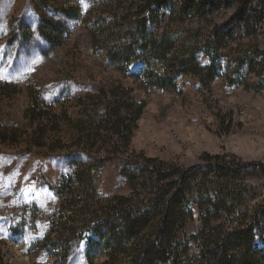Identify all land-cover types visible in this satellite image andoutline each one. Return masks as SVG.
<instances>
[{
	"label": "rangeland",
	"instance_id": "obj_1",
	"mask_svg": "<svg viewBox=\"0 0 264 264\" xmlns=\"http://www.w3.org/2000/svg\"><path fill=\"white\" fill-rule=\"evenodd\" d=\"M188 1L0 0V251L7 264L104 261L105 254L87 257V240H98L85 215L96 200L131 195L125 170L133 162L184 169L216 155L234 157L246 172L259 163L264 172V0L245 4L249 26L233 20L239 0L185 11ZM124 15L146 18L159 37L172 33L202 66L214 54L217 75L199 86L184 74L163 92L146 75L158 61L135 57L119 69L109 53L125 37L118 33ZM227 23L232 29L221 31ZM120 86L144 106L127 144L96 128L110 117L108 92ZM243 182L256 194L248 205L264 198V174ZM195 213L188 234L199 230ZM258 233L264 250V229Z\"/></svg>",
	"mask_w": 264,
	"mask_h": 264
},
{
	"label": "trees",
	"instance_id": "obj_2",
	"mask_svg": "<svg viewBox=\"0 0 264 264\" xmlns=\"http://www.w3.org/2000/svg\"><path fill=\"white\" fill-rule=\"evenodd\" d=\"M239 1L243 6H238L233 20L249 26L252 16L245 14L248 0ZM203 2L206 0H189L187 10L185 5L184 9H200ZM131 20L126 15L121 18L120 27L124 28H119L118 33L125 37L109 53L119 69L127 70V64L135 57L146 64L155 65L158 61L157 72L146 75L151 79L149 83L163 92L174 91L179 76L184 74L197 78L199 86L217 75L219 67L214 54L209 56L211 64L202 66L194 55L195 49L183 43L176 46L172 33L159 37L148 27L146 18ZM41 29L38 26V31ZM231 29L229 23L220 27L224 32ZM218 39L211 37L212 45ZM211 47H204L209 55ZM129 93L121 86L112 88L108 92L112 103L110 117L96 126L98 130L111 129L123 138V144L129 142L144 107ZM219 157L210 156L202 165L184 169L152 159H145L143 166L133 162L135 171L125 170L131 195L113 196L98 204L96 200L88 208V227H93L98 241L93 237L87 240V257L105 254L100 264H259L264 250L257 246L256 239L258 231L264 229H259L260 223L264 225V198L248 205L256 194L243 177L264 174L263 168L260 170L256 163L246 172V164L241 165L234 157ZM138 185H142L139 192L135 191ZM194 213L200 227L188 234L187 222ZM192 247L198 249L196 253ZM0 264H7L1 251Z\"/></svg>",
	"mask_w": 264,
	"mask_h": 264
}]
</instances>
